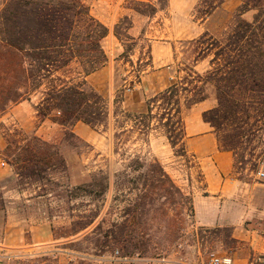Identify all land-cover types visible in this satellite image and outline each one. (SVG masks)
Returning <instances> with one entry per match:
<instances>
[{
  "label": "rangeland",
  "instance_id": "obj_1",
  "mask_svg": "<svg viewBox=\"0 0 264 264\" xmlns=\"http://www.w3.org/2000/svg\"><path fill=\"white\" fill-rule=\"evenodd\" d=\"M84 2L109 28L103 40L108 62L88 80L107 100L108 124L92 128L78 122L68 128L51 118L40 119L34 106L42 90L31 101H23L27 109L16 108L21 102L0 114V159L7 162L0 167V244L2 224L8 222L19 224L25 245L10 251L0 246V264H93L92 257L115 249L150 258L178 253L202 264L212 256L228 257L231 248L242 250L249 264H264V255H254L250 245L232 240L227 230L194 229L192 196L202 190L203 176L196 157L187 150L186 135L173 149L155 118L161 109L154 106L152 118H141L148 114L149 99L172 83L188 86L180 93L183 120L196 85L216 106L215 88L207 82L211 56L202 54L196 41L206 34L224 41L241 19L251 21L254 12L240 16L241 1L224 0L204 17L206 1L170 0L167 9L148 17L132 10L130 0ZM125 16L132 27L126 34L128 21L123 22L124 34L117 38L115 26ZM254 101L242 105L238 113V125L246 132L236 150L234 175L264 182L258 176L264 171V105ZM233 130L224 123L219 135ZM35 135L44 144L37 143ZM9 142L15 152L10 157L5 155ZM23 148L49 149L64 157L67 168L59 159L41 179L24 178L17 166L9 164L25 152ZM100 170L109 175L107 193L86 197L79 187ZM91 212L96 214L93 224L81 230L82 216ZM36 233L42 239L51 237L50 243L42 240L39 247L33 246ZM197 233L200 239L208 238L197 243Z\"/></svg>",
  "mask_w": 264,
  "mask_h": 264
},
{
  "label": "trees",
  "instance_id": "obj_2",
  "mask_svg": "<svg viewBox=\"0 0 264 264\" xmlns=\"http://www.w3.org/2000/svg\"><path fill=\"white\" fill-rule=\"evenodd\" d=\"M169 1L130 0L132 10L148 17L167 9ZM203 1L208 4L204 17L224 2ZM240 1V16L254 12L251 21L241 19L224 41L208 34L196 41L202 45L200 52L211 56L207 82L215 88L217 96V105L203 113V120L216 130L220 149L234 155L246 132L244 126L238 125L242 105L249 100L264 105V0ZM3 5L0 14V114L13 105L31 101L33 95L42 90L34 106L40 119L51 118L68 128L78 122L92 128L107 127V100L89 83L88 77L108 62L103 40L109 35V28L91 14L84 0H4ZM201 7L200 4L198 12ZM126 21V34L132 27L129 17L125 16L115 26L117 38L124 34L121 25ZM196 88L198 91L188 99L191 106L207 98L201 95L203 87L196 85ZM182 91L187 92L188 86L172 83L149 99L148 114L141 116L152 118L154 106L161 109L155 118L164 128L173 149L186 135ZM224 123H230L234 130L223 137L219 132ZM33 138L44 144L36 135ZM15 147L20 149L19 144ZM12 149L13 143L9 142L5 155L12 156L15 153ZM23 150L25 152L15 155L9 164L17 166L21 170L18 174L24 178L41 179L43 172L55 166L59 159L67 168L64 157L49 149L44 152ZM79 188L86 197L105 195L109 189V175L103 170L91 173ZM178 191L183 196L182 190ZM95 218L93 212L82 216L81 230L93 224Z\"/></svg>",
  "mask_w": 264,
  "mask_h": 264
},
{
  "label": "crops",
  "instance_id": "obj_3",
  "mask_svg": "<svg viewBox=\"0 0 264 264\" xmlns=\"http://www.w3.org/2000/svg\"><path fill=\"white\" fill-rule=\"evenodd\" d=\"M92 76L93 74L88 80ZM24 104L25 102L16 108L25 109ZM30 106L32 107V104ZM214 106L215 103L208 97L192 105L184 117L186 147L196 157L203 176L202 190L192 196L193 227L200 231L227 230L232 240L250 245L254 255L263 256L264 182L240 180L234 175V153L220 149L213 128L203 120V113ZM1 230L4 235L0 246L9 251L25 247L23 231L19 224L9 225L4 222ZM14 235L16 239L12 238ZM35 236L33 246L39 247L42 240L46 241V244L50 243L51 237L42 239L39 233ZM207 238L208 236H205L200 239L199 233L196 234L197 243ZM192 257L177 253L169 256V259L170 264H197ZM228 257L232 259V264H249L248 257L239 248H231Z\"/></svg>",
  "mask_w": 264,
  "mask_h": 264
},
{
  "label": "built area",
  "instance_id": "obj_4",
  "mask_svg": "<svg viewBox=\"0 0 264 264\" xmlns=\"http://www.w3.org/2000/svg\"><path fill=\"white\" fill-rule=\"evenodd\" d=\"M7 162L0 159V167L6 166ZM260 179H264V171L258 173ZM181 246V245H180ZM93 264H170L169 256H159L156 258L144 257L139 253L126 254L119 249H115L110 253L97 255L91 259ZM230 257L212 256L207 262L202 264H232Z\"/></svg>",
  "mask_w": 264,
  "mask_h": 264
}]
</instances>
